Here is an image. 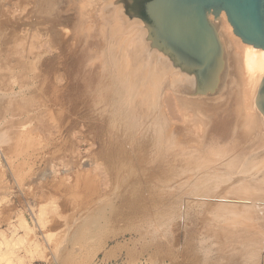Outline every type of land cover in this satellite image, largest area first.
I'll list each match as a JSON object with an SVG mask.
<instances>
[{
  "label": "bare ground",
  "instance_id": "6f19581e",
  "mask_svg": "<svg viewBox=\"0 0 264 264\" xmlns=\"http://www.w3.org/2000/svg\"><path fill=\"white\" fill-rule=\"evenodd\" d=\"M58 1L60 8L71 3L75 22L64 21L60 32L51 25L45 33L58 37L62 53H70L59 36L65 26L74 25L70 39L84 42L91 50L86 71L82 78L67 64L62 75L50 72L40 82L34 74L39 87L31 98L41 95L43 99H38L32 115L17 114L16 126L28 127L36 119L40 122L35 128L44 134L50 122L58 123L60 132L53 131L62 133L66 153L68 139L82 137L84 125L100 160L113 165L116 172L128 164L133 185L121 200L118 219L126 226L139 221L160 223L167 239L173 233L179 255L166 262L264 264V115L255 106L264 76V50L236 37L224 13L216 22L209 17L212 24H219L223 68L214 92L203 95L197 92L195 74L182 71L168 55L152 47L147 25L126 14L125 0ZM14 85L19 87L16 93L27 88L21 80ZM11 101L6 106L8 114L16 110ZM21 102L28 99L24 96ZM72 115L70 119H77L70 121ZM49 130L47 135L52 134ZM2 132L1 143L10 144L8 132ZM22 136L17 141L24 140ZM20 146V151L25 150ZM63 151L55 155L62 158ZM65 159L55 160L65 166L70 162Z\"/></svg>",
  "mask_w": 264,
  "mask_h": 264
},
{
  "label": "rangeland",
  "instance_id": "374dc122",
  "mask_svg": "<svg viewBox=\"0 0 264 264\" xmlns=\"http://www.w3.org/2000/svg\"><path fill=\"white\" fill-rule=\"evenodd\" d=\"M74 17L71 3H64V7L60 8L58 0H0V133L5 130L8 132L6 137L9 135L11 139L10 144L0 141L1 264H174L173 260H177L179 255L173 238L175 235L172 233L167 239L162 224L139 221L126 226L118 219L123 197L133 185V177L127 170L130 166L118 167L116 172L113 165L100 160L95 155L97 145L86 133L88 130L84 125L80 134L85 132L86 136L71 138L70 135L67 154L60 139L62 133H54L53 128H58L60 132L58 123H49L50 139L46 134L50 130L40 134L36 129L40 122L36 119L28 123V127L18 128L17 114L32 115L35 104L37 107V102L43 99L41 95L39 100L36 95L31 98L32 91L39 87L33 79L34 74L39 76L40 82L50 72L55 76L62 75L69 64L72 71L83 78L88 65L87 55L91 50L84 46V42H76L74 37L70 39L74 25L65 26L61 29L63 35L59 36L65 39L70 53H62L61 40L45 33L51 25H55V31L60 32L61 23L67 20L74 23ZM46 68L49 70L44 72ZM58 78L61 79V76ZM16 80H21L27 87L23 92L16 93L19 91V87L14 85ZM24 96L28 99L26 103L21 102ZM9 100L16 106L13 114L6 111ZM70 117L73 115L69 116L70 121L77 119V116ZM26 129L33 134L28 135ZM20 132L21 136L23 133L26 136H22L24 140H19V143ZM31 139L35 140L32 145ZM36 142H41L39 148ZM19 146L20 149L24 147L25 150H22L25 152L20 151ZM61 150L65 156L62 154L63 157L59 158ZM55 151L61 153L56 156ZM51 153H54L55 159L57 157L62 161L66 158L64 161H70L69 164L65 167L63 161L60 166L61 162L53 160ZM169 258L173 260L166 262Z\"/></svg>",
  "mask_w": 264,
  "mask_h": 264
},
{
  "label": "water",
  "instance_id": "95a60500",
  "mask_svg": "<svg viewBox=\"0 0 264 264\" xmlns=\"http://www.w3.org/2000/svg\"><path fill=\"white\" fill-rule=\"evenodd\" d=\"M126 14L138 17L149 30L152 47L175 66L195 74L197 92H214L223 68L217 21L224 13L244 44L264 50V0H125ZM256 106L264 115V76Z\"/></svg>",
  "mask_w": 264,
  "mask_h": 264
}]
</instances>
